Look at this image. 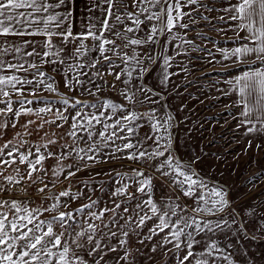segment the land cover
<instances>
[{"label":"rangeland","instance_id":"rangeland-1","mask_svg":"<svg viewBox=\"0 0 264 264\" xmlns=\"http://www.w3.org/2000/svg\"><path fill=\"white\" fill-rule=\"evenodd\" d=\"M93 3L94 0H88L89 7H92ZM132 4L133 0H117L111 9L113 13L111 17L103 11L104 8H102L103 12H100L101 15L106 14L108 21L110 19L112 25H115L111 31H105L104 33L108 39L111 37H113V40L117 39L114 41L116 45H119V55H113L112 52L106 53L114 62L112 65L114 72H121L125 67L122 60L123 54L127 53L131 56L134 52L141 64L149 69L141 76L135 62H129L128 66L133 71V78L128 87L135 91L136 87L144 85L152 90L148 95L152 101H155L154 103L136 104L131 110L143 113L155 109L156 115L161 119L165 118L166 115H171L173 120L170 131L173 144L170 154L179 161H190L209 189L219 187L227 192L228 207L223 212H217L214 215L191 212V209L198 202L194 197L197 193H203L197 190L194 197H185L183 191L186 186L185 189H181L172 184L170 178L161 176L160 172L156 170V165L169 155L167 152L165 157L155 158L147 162L130 161L123 158L110 160L105 155L98 156V160H106L107 162L94 163L86 158L78 160L76 152H72L66 159L58 161L57 157L61 153L69 152L70 149L85 148L87 150L86 132L77 130V137H84L85 140L74 138L68 135L71 131L70 122L65 123L62 120H56L57 109L60 111L64 109L61 103L62 96L69 99L70 110L71 104L76 99L87 101V104L76 105V110L84 113L95 112L96 109L90 107V105L105 99H111L119 104H127V101L120 95L125 87L122 81L127 79L126 75L122 74L121 80H116L114 74H108V62L102 58L94 69L85 66L74 71L68 70L69 65L87 64V62L100 57V53L95 50L88 53L87 56L79 58L78 61L67 57L65 53H61L63 63L38 64L37 68H44L43 71L46 74L44 77L36 76L35 74H38L36 69H28V72H31L33 76L35 75L36 79L43 80L45 84L52 83V80H49L48 77L54 78L57 90L50 92L43 85H37L34 97L31 94L32 89H25L24 96L27 100H32L33 103L30 105L25 103L24 107H31L33 113L22 114L18 118L11 113L7 116H0V121L10 118L8 127L0 128V148L6 143H10V147L5 149V153L11 150V146L19 147L20 151L25 153L29 150L35 153L37 146H40V151L45 156L49 151L54 153L53 157H48L43 162L42 167L47 170L46 173L38 171L32 177V180H36L38 176H42L43 183H48V188L45 193H38L36 189L41 187L42 183L37 181L33 184L31 180H28L27 164H21L17 160L15 164L4 166L0 170L3 171L5 176H17V170H19V173L24 176L19 188H27V193L14 189L13 193L0 194V196L11 195L13 198H25L27 196L32 202V207H48L54 201L45 197L58 196L62 191H70L71 193H82L83 195L75 200L69 197H61L62 201L67 202V206L65 207L62 204L58 211H73L81 205L88 204L90 200L98 201L97 206L92 209V211H98L104 206H112L110 193L117 186L116 181L119 179L115 176V173L131 174L133 168L143 170L145 176L153 178V199L162 210L165 207L162 200L166 201L171 198L175 204L181 205L180 208H176L177 216L184 218L195 216L201 225L208 221H211L213 225L218 221L221 222L222 230L214 228L212 232H208L205 229L204 232L197 234L194 231V226L186 229V231L193 232L195 239L200 243L193 246L192 251L195 255L190 257L185 264H195L196 259L204 258L201 254L205 253V245L213 241L217 244V252L214 257H207L210 262L215 259L216 264H264V144L254 142L248 138L252 137L257 140V135L254 133L248 135L242 132L241 128H238L235 119V105L228 102L227 97L223 96V87L219 83L223 71L216 68L224 65L222 64V55H220L222 52L220 50L224 48L223 43L228 41L225 37H220L222 31L223 33L226 31L224 23L226 17H224L223 12L225 7L221 5V0H197V3L186 5L182 9L188 15L180 23L186 24L187 28H181L177 25L171 33L157 34L153 41L143 45L129 44L125 48L124 45L128 43L129 39L146 40L147 36L151 34L152 26L160 23L155 20L148 21L146 17L149 13H141L139 19L143 23L138 30H135L133 21L128 19L127 13H137L139 8L133 7ZM108 8L109 4L105 9ZM158 10V7L151 9V11ZM91 13V21H95L94 17L100 16L95 9ZM115 15H120L123 23L116 22ZM126 27H133L134 31L127 33L125 36ZM99 29L101 30V27ZM116 31L122 34L119 38L114 35ZM86 42H89V44H86L91 48L93 41L90 39ZM54 43H59V41L54 40ZM106 47L110 46L107 45ZM70 50H72L71 44L66 45L65 52ZM165 56L171 59L167 67L168 79L162 83L165 71ZM48 59L50 58L45 57V60ZM66 71L69 79L92 80L93 83H86L82 88L75 85L73 80V88L70 90L65 87ZM81 72L85 75H78ZM95 72L101 73L102 78L93 75ZM95 85H100L102 90L96 95H89L85 88H90L92 92H96ZM19 98L16 94L12 95L14 110L21 107L20 104L15 103ZM39 98H47L54 105L52 112L42 113L39 116L35 114L36 109L44 106L43 100ZM0 107H3V105L0 104ZM64 114L68 115V112ZM74 114L73 111L72 115ZM125 114L126 111L118 112L113 119ZM53 120H56L55 124L43 123L44 121ZM28 121H34V123L29 124ZM12 123L16 124L14 128L11 126ZM42 123L43 127L41 128ZM56 124L61 126L57 127ZM140 124L137 138L142 140L145 135H155L152 133L146 119L141 120ZM100 130H102L101 125H95L93 131L99 132ZM120 134L124 135L125 133ZM99 139L98 136L93 137V141ZM49 141H55V143L50 144ZM91 142L88 141V143ZM125 142L127 141L116 140L115 145H122ZM21 144H23V147H21ZM43 145H47V148ZM154 146L153 141L146 140L141 148L151 151ZM104 152L106 154L110 153L111 149L105 148ZM88 154L92 155L93 153ZM125 155L126 152L117 153V156L122 157ZM32 158L30 157V159ZM58 163L65 166L64 171L59 176H53L52 170ZM69 164L73 165L71 170L74 172L78 167L82 170L76 172L75 176L65 179L68 173L66 165ZM86 164L89 166L85 167ZM130 191L135 192V188H130ZM120 199L118 198L117 202H120ZM123 199H126V197ZM144 199H147V196ZM134 204L135 202H132L129 206L134 207ZM144 211L147 212L148 209L145 208ZM55 214L57 213H44L41 219ZM73 214L77 215V219H80L79 214L75 212ZM148 214L151 215L150 212ZM111 215V213L106 214L104 223H110L109 217ZM122 215H132V213H122ZM168 219L171 225V222H175L177 217L170 215ZM224 221H227V226L223 224ZM119 222L124 223V220L121 219ZM95 223L100 222L95 221ZM158 223V219L153 217L151 220L146 221L143 227L136 228L133 225L130 229L126 228L130 231L127 244L124 247H119L117 254H110L112 259L109 264H116V260L124 255L125 248L128 251V259L120 260L119 264H180V260L187 254L185 244L182 243L180 250L177 251L174 248L175 241L164 243V238L168 236L171 226L165 229L164 232L157 231L155 235L149 232V229ZM181 226L177 225V227ZM149 236H151V239H148ZM181 239L186 241L187 238L182 237ZM111 243L115 244L116 242L113 240Z\"/></svg>","mask_w":264,"mask_h":264},{"label":"snow or ice","instance_id":"snow-or-ice-1","mask_svg":"<svg viewBox=\"0 0 264 264\" xmlns=\"http://www.w3.org/2000/svg\"><path fill=\"white\" fill-rule=\"evenodd\" d=\"M74 0H0V70L8 69L11 72L0 71V116H7L11 113L14 117H20L22 114H31L33 109L31 107H24V104H32V100H27L24 96L25 86H32L31 94L35 97V88L37 85H43L48 91L55 92L54 78L48 77L52 80V83L45 84L43 80L28 79L26 76L21 77L16 73L21 71L27 73L28 68L23 63H11L6 62L5 57L9 52L19 54L20 56L27 55L29 57L39 56L41 63H63L61 59V53L71 59L79 60L81 57H85L91 51L95 50L100 53V57L95 60L87 62V64L77 63L75 66L69 65L68 70H75L77 68H83L85 66L95 68L100 63L102 58L108 62L109 75L114 74L116 80H121V75H126L127 79H124V89L120 95L123 96L127 104H119L111 99L102 100L99 103L91 104L90 107L96 109L92 113H84L76 110V105L87 104V101L76 99L71 104V110L69 109L70 101L68 98L61 97V103L64 106L63 111L57 109L56 120H62L65 123L70 122L71 131L68 135L85 140L84 137H77V130H81L87 133L85 148L70 149L67 153H61L57 157L58 161L66 159L72 152H76L78 160H84L95 162H107L106 160H98V156H107V159H127L130 161H151L155 158L165 157V153L169 155L159 161L156 165V170L160 172L161 176L170 178L172 184L176 185L183 191V196L194 197V193L200 190L201 193H197L194 197L198 202L195 207L191 209L193 213H207L214 215L217 212H223L229 205L227 198L228 194L222 188L208 186L204 183L202 177L195 171V166L189 162H182L170 154L172 149V128L173 117L166 115L161 119L156 115L155 109H150L147 112H137L133 109L136 104H143L145 102L154 103L148 93L152 90L146 88L144 85L136 87L135 91H132L128 86L132 82L133 71L128 66L130 61H134L137 68H139L140 75L148 72L149 69L142 65L137 58V54L129 56L124 53L122 60L125 67L121 72H114L112 67L113 61L106 55L107 52H112L113 55H119V45L115 44V41L109 40L104 35L105 31H111L115 25H109L108 19L101 21V30H97L96 25L89 23L86 31L79 33L73 32L72 26V5ZM109 4V8L106 10L107 15L111 17L113 15L111 9L117 0H105ZM197 0H133V7H138L137 13L128 12V19L133 21L135 30H138L143 23L139 19L141 13H149L146 17L148 21H158L159 24H154L151 28V34L147 36L146 40L142 39H129L128 43L124 45L125 48L131 45H143L154 40V37L165 31L171 33L172 30L179 25L181 28H187L186 24H181L180 21L188 15L182 9L189 4H195ZM146 5V6H145ZM158 7V11H151L152 8ZM63 9V11H59ZM225 12H232L230 16L231 20H239L238 28L246 30L249 33L247 40L254 43L249 44L245 42L242 46L235 47L233 49H222V55L224 59H230L236 57L237 60L243 61L244 59L253 58V63H258L260 67L253 68L248 66L247 70H244L239 75L235 76L232 81H229L234 88H237L240 94L239 103L244 104V109L241 115L248 117L255 108L258 113V122L260 127L257 128L255 124L248 127V133L260 132L264 133V0H237L235 4H230L228 8L224 9ZM91 19V18H90ZM114 19L118 23H123L120 15H115ZM223 19V18H221ZM133 27H126L124 35L133 32ZM114 35L119 38L122 34L116 31ZM34 37L42 36L44 40L41 41V45L44 49L42 53H38L36 48L33 47L32 51L24 52L25 47H30L34 44V41L30 39H22L19 44L9 43L7 37ZM54 38L59 43H54ZM91 39L93 41L92 47L89 48L85 43L86 40ZM77 43L74 50L65 52V46L73 43ZM7 44L5 47L4 45ZM111 45V47H106ZM44 57L50 59L45 60ZM54 58V59H52ZM151 59V58H149ZM170 57H164L165 71L162 78V83L167 81ZM118 67V66H117ZM29 68L37 69L38 75L44 77L46 74L43 71H39L35 63L29 64ZM78 75H85L84 73H78ZM96 77L102 78V74L99 72L93 73ZM73 80L75 85L84 87V85L92 84V80L82 81L78 78L69 79L67 77V71L65 72V87L70 90L73 88ZM35 81V83H34ZM105 83H107L105 81ZM96 92H92L90 88H85L89 95H96L100 92L101 86L95 85ZM115 87V85H113ZM16 94L20 98L15 101L21 105L19 109L14 110L12 95ZM143 97V99H141ZM248 97H255V104L249 102ZM44 102V106L35 110V114L39 116L42 113L52 112L54 105H52L47 98H39ZM75 112L72 115V112ZM126 111L125 115H120L118 118V112ZM68 112V115L64 113ZM147 120L154 136L145 135L141 140L137 138V133L141 127L140 121ZM56 120L44 121L43 123L55 124ZM10 118L0 121V128L8 127ZM29 124L34 121H28ZM43 123L40 127H43ZM245 123H252L251 120L246 119ZM101 125L102 130L94 132L95 125ZM11 126L14 128L15 123ZM57 127L61 125L56 124ZM27 127V125H25ZM120 133H125L121 135ZM98 136V141H93V137ZM134 138H136L134 140ZM116 140L127 141L122 145H115ZM153 141L155 146L151 151L144 150L141 145L144 141ZM88 141H92L88 143ZM111 142V143H110ZM48 143L54 144L55 141H49ZM115 145V147H113ZM10 147V143H6L0 148V168L4 166H10L15 164L17 160L21 164H27L28 180H31L33 184L40 181L42 186L37 188L36 191L40 194L45 193L48 188V183H43V177L38 176L36 180H32L34 173L47 170L43 169L42 165L45 159L53 157L54 153L49 151L47 156L40 151V146H37L35 153L29 150L27 153L20 151L19 147L11 146V150L5 153V149ZM23 147V144H21ZM47 148V145H43ZM63 147V146H62ZM110 148V153H105L104 149ZM125 156H117V153H125ZM88 153H93L89 155ZM83 154V155H81ZM30 157H33L30 159ZM89 165H85L88 167ZM68 173L65 179H68L76 175V172L81 171V168H76V171H72L73 165H66ZM65 166L57 164L52 170L53 176H59L63 173ZM115 176L119 179L116 181L117 186L110 193L111 207L104 206L98 211H92L98 204V201L90 200L88 204L81 205L79 208L73 211H58L63 204L67 206L66 201H62L61 197H69L72 200L78 199L82 193H71L70 191H62L58 196L45 197L54 201L48 207H32L29 197L25 198H13V196H0V264H109L112 259L110 254H117L119 247H124L127 244V238L130 235V231L126 228H131L133 225L136 228L143 227L146 221L151 220L153 217L158 219L159 223L153 228L149 229L153 235L159 232H164L171 226V230L168 236L164 238V243H172L175 241L174 248L179 251L181 244H185L187 248V254L180 260V264H185L189 261L190 257H194L192 251L195 244L200 243L193 235V232L186 231L188 228L194 226V231L199 234L207 229L208 232H212L221 229V222H217L215 225L211 221L205 222L203 225L199 222L195 216L184 218L177 216L176 208H180L181 205L175 204L171 198L164 201L165 205L162 210L160 206L153 199V178L145 176L143 170L133 168L131 174L129 173H115ZM182 178V179H178ZM24 176L17 170V176L4 175L0 170V194H11L14 189L27 193V188H19ZM103 183V182H101ZM134 187L135 192L130 191V188ZM103 191V189H101ZM139 194V195H137ZM147 196V199L144 197ZM126 199H123L125 198ZM120 202H117V199ZM135 202L134 207L129 205ZM186 207V206H185ZM148 211L145 212L144 209ZM87 210V211H86ZM122 210V212H121ZM79 214L80 219H77ZM132 213V215H122ZM151 213L149 215L148 213ZM44 213H57L50 217L41 219ZM111 213L109 217L110 223H104L106 214ZM142 213V214H141ZM176 216L175 222H171L168 219L169 216ZM135 216V219H134ZM87 217V219H85ZM123 219L124 223L119 221ZM99 221L100 223H95ZM223 224L227 226V221ZM177 225H182L177 227ZM115 228V230H113ZM107 229V231H105ZM171 237V239H169ZM182 237H186V241L182 240ZM151 239V236L148 237ZM115 241L113 244L111 241ZM155 250V249H153ZM217 252V244L213 241L205 245V253L201 256L204 258L196 259L195 264H216L215 259L211 262L207 257H214ZM128 259V251L125 248V253L122 257L116 260V264H119L120 260Z\"/></svg>","mask_w":264,"mask_h":264},{"label":"crops","instance_id":"crops-1","mask_svg":"<svg viewBox=\"0 0 264 264\" xmlns=\"http://www.w3.org/2000/svg\"><path fill=\"white\" fill-rule=\"evenodd\" d=\"M236 2H237V0H221V5H223V7H225V8H228L230 6V4H235ZM92 5H93L92 7H89L88 0H74L73 5H72V26H73L74 34L81 32V31H79L80 29L82 31H86L87 25L89 23L95 24L96 28L99 32V30H100L99 27H101V21L108 19L106 17V14L105 15L102 14L103 16L100 14V12L102 11V8H104L103 11L106 12L105 7L108 5V3H106L105 0H94V3ZM94 9L98 11L100 16L94 17L95 21H91L90 20V14H92L91 11H93ZM59 11H63V9H60ZM223 12H224V17H226L224 20V23L226 25V31H224V33L222 31L220 37H225V39H228V41L226 43H223L224 44L223 49L230 51L231 49H233L235 47L242 46L245 42H248L249 44L254 43L253 41L247 40L249 33H247L246 30H241L237 27L238 24L240 23V21L239 20L234 21V20L230 19V16L233 15L234 13L225 12V11H223ZM109 22H111L110 19H109ZM109 24L112 25V22ZM165 32L168 33L167 31H165ZM0 39H5V38L0 37ZM22 39H30V40L34 41V44L32 46L25 47L23 49L24 52L32 51L33 47L36 48V51L38 53H42L44 50H46L41 45V41L44 40V37H42V36L23 37V38L12 37V36L7 37V41L9 43H15V44H19ZM110 39L113 40V37H111ZM54 40H56V39L54 38ZM89 40L90 39H88V41ZM114 40H117V39H114ZM86 41H85V43L89 44V42H86ZM77 43L78 42L71 44L72 50L75 49V47L77 46ZM4 46L6 47L7 44H5ZM109 46L111 47V45H109ZM220 52H221V50H220ZM220 55H222V53ZM3 59L6 62L23 63L24 66L28 69H29V64H31V63H35L36 65L42 64L40 57L35 56V55L32 57H29L27 55L20 56L19 54H14V53L9 52L5 57H3ZM44 59H45V57H44ZM222 60H223L222 64H224V65L216 67V68L220 71H223L221 73V81L219 82L220 86L223 87L222 88V91L224 92L223 96H226L228 99V102L235 105V109H234L235 119H236V123H237L238 128H241L242 132L250 135L251 133L247 132L248 127H251L252 124H255L257 126V128L260 127V123L258 122L257 110L254 108L253 112L250 113L247 118L242 116L241 112L244 109V104L239 103V101L241 99L239 91L237 88H234L228 82L232 81L235 76L239 75L244 70H247L249 65H251L253 68L260 67V65L258 63L254 64L253 58L244 59L241 62V61L237 60L236 57L233 59L230 58V59L226 60V59H224V57L222 55ZM233 68H235V69H233ZM38 69H39V71L44 70V68H41V67H38ZM229 69H233V70H229ZM0 71L11 72V70H8V69H3ZM36 71H37V69H36ZM16 74L21 76V77L26 76L28 79H33V75L31 72L25 73V72L21 71V74H20V72L16 73ZM35 75L39 77L38 74H35ZM34 83H35V81H34ZM26 88L32 89V86L26 85L25 89ZM246 99H248L251 104H253V105L255 104V97H248ZM246 119L251 120L252 123L251 124L245 123ZM254 134L257 135L256 136L257 140H254L252 137H248L247 135L246 136L250 140H253L254 142L257 141V142H261L262 144H264V133L254 132Z\"/></svg>","mask_w":264,"mask_h":264},{"label":"trees","instance_id":"trees-1","mask_svg":"<svg viewBox=\"0 0 264 264\" xmlns=\"http://www.w3.org/2000/svg\"><path fill=\"white\" fill-rule=\"evenodd\" d=\"M252 64V63H251Z\"/></svg>","mask_w":264,"mask_h":264}]
</instances>
